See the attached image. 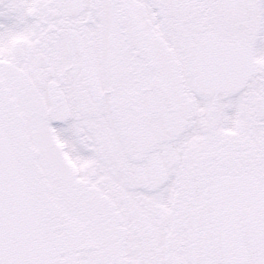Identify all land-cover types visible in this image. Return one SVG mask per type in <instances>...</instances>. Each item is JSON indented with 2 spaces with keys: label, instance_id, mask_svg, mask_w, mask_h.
<instances>
[{
  "label": "snow or ice",
  "instance_id": "1",
  "mask_svg": "<svg viewBox=\"0 0 264 264\" xmlns=\"http://www.w3.org/2000/svg\"><path fill=\"white\" fill-rule=\"evenodd\" d=\"M0 264H264V0H0Z\"/></svg>",
  "mask_w": 264,
  "mask_h": 264
}]
</instances>
